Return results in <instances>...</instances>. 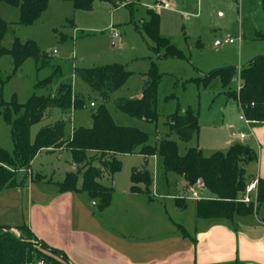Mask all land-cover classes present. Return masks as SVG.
<instances>
[{
    "label": "rangeland",
    "instance_id": "rangeland-1",
    "mask_svg": "<svg viewBox=\"0 0 264 264\" xmlns=\"http://www.w3.org/2000/svg\"><path fill=\"white\" fill-rule=\"evenodd\" d=\"M165 2L171 7L160 6ZM156 4L160 33L183 51L181 57H160L151 47L153 41L146 34L143 22L149 18L148 8ZM0 16L9 22L5 46L9 47L13 38L18 37L23 42L34 40L42 52L50 54L43 66L34 57H27L16 70L10 54L0 56V102L16 97L23 103L34 92L47 94L61 82H72L75 90L84 95L85 105L65 116L66 138L72 127L93 125L92 111L101 103L100 95L75 76V66L109 63L122 64L131 74L122 87L110 94L106 102L108 110L116 123L147 131L153 145L159 147L161 137L167 136L177 143L180 154L198 144L205 155H210L216 150L226 151L231 141L237 139L232 130H247L239 119L237 103L232 100L227 106L224 95L225 90L239 87L238 73L226 85L218 72L205 80L211 71L228 65L238 70L264 55V0H94L90 9L77 7L72 0H49L46 9L31 24L19 23L20 8L0 0ZM111 27H116L119 34L114 36ZM60 33L67 35L65 41H61ZM229 37L235 41L225 42ZM153 62L163 75L158 86V117L147 121L119 110L115 99L135 96L140 91L142 76ZM50 75L53 76L50 85L36 87L38 81ZM91 101L95 105H91ZM177 109H192L198 116V130L189 140L181 139L170 128V115ZM50 111L52 115L32 125V137L42 126L60 116L58 108ZM247 141L253 144L251 139ZM253 145L256 146V142ZM0 147L10 153L14 150L11 126L1 104ZM119 158L120 169L113 174L105 171L100 177L105 185L114 188L107 208H94L93 199L85 191L79 193L88 208L95 212L100 226L125 234L122 238L128 246L142 243L147 249L155 245L164 248L169 239L181 236L184 229L193 231L197 220L196 198L191 194L196 190L201 197H207L211 196L209 190L199 185L187 189L177 172L171 171L169 176L159 152L149 156L147 163L142 153H124ZM256 164V160L246 164L248 177ZM29 167L34 178L43 177L37 183L51 192L58 190L57 182L67 171L75 170L72 153L67 148L43 150L36 154ZM144 167L152 176L149 191L132 192L131 176ZM22 176L18 177L19 183ZM82 178L83 171L79 173V185ZM178 194L184 204L177 203ZM32 241L41 245L37 238Z\"/></svg>",
    "mask_w": 264,
    "mask_h": 264
},
{
    "label": "trees",
    "instance_id": "trees-1",
    "mask_svg": "<svg viewBox=\"0 0 264 264\" xmlns=\"http://www.w3.org/2000/svg\"><path fill=\"white\" fill-rule=\"evenodd\" d=\"M20 8L21 24L33 23L49 0H3ZM77 7L90 9L94 0H72ZM113 1V0H111ZM149 18L143 22L146 34L152 39V49L160 57L183 56L168 37L160 33V14L154 7L148 8ZM71 21V20H70ZM9 30V22L0 16V56L10 54L16 70L27 57H34L41 66L47 64L49 53L42 52L34 40L21 41L13 38L12 44L4 45V38ZM67 35L60 33L61 41ZM221 75L224 85L234 80L237 73L241 86L228 89L227 98L238 101L243 115L248 120L264 121V55H259L248 65L236 69L233 65L211 71L205 81L214 73ZM74 74L84 81L101 97V103L92 111L93 125L74 127L71 136L65 137V116L73 109L85 105L84 95L76 91L72 82H61L54 91L47 94L34 92L26 102H19L16 97L10 101H1L3 113L11 126L14 150L12 153L0 147V190L16 183V173L21 168H28L30 162L42 150L67 148L76 163L75 170L66 172L65 177L57 182L59 192L85 191L97 202V209L109 206L113 199L114 188L105 185L100 177L104 172L111 174L121 167L120 154L142 153L146 158L156 152L163 158L166 171L182 175L188 185L198 184L211 192V196L196 199L197 217L233 218L258 211L264 205V179L259 178L257 202H244L241 198L249 182L246 175V163L256 158L254 150L247 144L235 141L227 151L217 150L211 155H204L201 148L192 146L180 154L177 143L162 136L159 147L149 142L150 134L134 125H121L114 121L106 102L110 94L122 87L131 71L122 64L109 63L92 67L75 66ZM148 86L140 97L119 96L115 99L116 107L147 121L158 117L157 95L162 73L156 62L146 73ZM50 75L36 83V87L52 83ZM95 105V104H94ZM58 108L60 116L42 126L32 137V125L51 114V109ZM198 116L192 109H177L170 115V128L181 139L189 140L198 130ZM83 171L81 184L79 173ZM130 186L133 192H148L152 176L147 167L135 170ZM0 225V264H34L42 259V264H72L67 254L60 248L36 238L28 226L16 227ZM28 233V234H27ZM222 264H242L231 262Z\"/></svg>",
    "mask_w": 264,
    "mask_h": 264
},
{
    "label": "crops",
    "instance_id": "crops-1",
    "mask_svg": "<svg viewBox=\"0 0 264 264\" xmlns=\"http://www.w3.org/2000/svg\"><path fill=\"white\" fill-rule=\"evenodd\" d=\"M151 7L156 9L157 4ZM146 81L145 73L136 97L143 94ZM225 98L227 106L232 100L237 103L239 119L247 128L239 132L232 130L237 139L231 144L243 142L254 150L256 156V168L248 180L264 179V121L246 119L238 101L226 95ZM241 132L245 133L244 138L239 137ZM247 139H251L253 144L256 142V146ZM195 146L199 147L198 144ZM247 170L246 167V175ZM164 171L171 175V171ZM16 175L15 185L0 190V225L10 226L16 232H19L17 226H28L37 239L63 250L72 264H264V205L252 214L233 218L196 216L193 231L184 229L181 236L169 239L164 248L155 245L147 249L142 243L128 246L122 238L125 234L100 226L95 212L79 196L81 191H48L37 183L43 177L34 178L30 167L19 169ZM19 175L23 177L22 183H19ZM181 178L187 189L201 185L190 186L183 176ZM167 180L172 181L168 177ZM155 183L158 190L157 180ZM176 199L178 204L185 202L180 194L176 195ZM91 203L97 209V202L93 200Z\"/></svg>",
    "mask_w": 264,
    "mask_h": 264
},
{
    "label": "built area",
    "instance_id": "built-area-1",
    "mask_svg": "<svg viewBox=\"0 0 264 264\" xmlns=\"http://www.w3.org/2000/svg\"><path fill=\"white\" fill-rule=\"evenodd\" d=\"M164 6L169 7L170 4L168 2H165ZM111 28L113 29L112 33H113L114 36L119 34V32L116 29V27H111ZM224 41L225 42H234L235 38H233V37L225 38ZM240 86H241V84L239 85L238 88H240ZM90 104L94 105L95 103H94V101H91ZM234 134H235V132H234ZM239 137L240 138H244L245 137V133L241 132L239 134ZM258 182H259V179L258 178H254L250 182L247 183L246 188H245V192H244V194L242 195V198H241L244 202H246V203H249L251 201H254L255 203L257 202ZM192 196L197 198V199L201 198V195L196 190L193 191ZM42 263H43V260L40 259L34 264H42Z\"/></svg>",
    "mask_w": 264,
    "mask_h": 264
},
{
    "label": "water",
    "instance_id": "water-1",
    "mask_svg": "<svg viewBox=\"0 0 264 264\" xmlns=\"http://www.w3.org/2000/svg\"><path fill=\"white\" fill-rule=\"evenodd\" d=\"M147 86H148V81H146L145 86L143 87V90H145ZM199 183H202V181L200 180Z\"/></svg>",
    "mask_w": 264,
    "mask_h": 264
}]
</instances>
